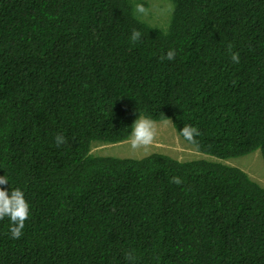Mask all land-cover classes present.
Wrapping results in <instances>:
<instances>
[{"label": "trees", "instance_id": "obj_1", "mask_svg": "<svg viewBox=\"0 0 264 264\" xmlns=\"http://www.w3.org/2000/svg\"><path fill=\"white\" fill-rule=\"evenodd\" d=\"M159 1L161 23L146 0H0V187L31 206L19 239L0 220V264H264V187L225 163H264V0ZM139 114L211 159L92 151Z\"/></svg>", "mask_w": 264, "mask_h": 264}, {"label": "clouds", "instance_id": "obj_2", "mask_svg": "<svg viewBox=\"0 0 264 264\" xmlns=\"http://www.w3.org/2000/svg\"><path fill=\"white\" fill-rule=\"evenodd\" d=\"M135 11L146 16L148 9L143 4H136ZM142 33L139 30H133L130 39L133 42H137L141 39ZM232 45H228V51L231 55V60L234 63H239L240 56L238 52H232ZM176 57V50L170 49L166 56H162L161 60H174ZM162 123L172 122L170 118L161 116ZM158 122L149 116L140 115L131 126V132L129 135V141L133 150L146 148L153 143L154 138L157 135ZM185 141L193 145H198L196 137L201 133L197 127L191 125H185L179 133ZM57 146L66 143V139L57 134L55 137ZM170 183L181 185L183 180L180 177H173ZM9 184V178L7 175L0 176V186H7ZM31 212V206L28 203L24 191L20 188H11L9 192L5 187H0V220L8 217L11 221L10 233L13 239H19L23 234L25 228V222L29 219ZM126 260L134 261L135 256L132 252H129L125 256Z\"/></svg>", "mask_w": 264, "mask_h": 264}, {"label": "rangeland", "instance_id": "obj_3", "mask_svg": "<svg viewBox=\"0 0 264 264\" xmlns=\"http://www.w3.org/2000/svg\"><path fill=\"white\" fill-rule=\"evenodd\" d=\"M149 4V13L143 19L153 23H161L167 19L172 11L171 3L159 0H146ZM92 151L118 158L140 159L153 153H163L180 161L195 159H211L209 156L198 153L189 146L176 132L171 122H158L157 135L152 144L146 148L133 150L130 141L115 145L93 147ZM226 164L242 169L253 180L264 187V163L259 152L225 161Z\"/></svg>", "mask_w": 264, "mask_h": 264}]
</instances>
